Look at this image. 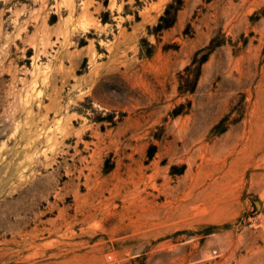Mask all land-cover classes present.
<instances>
[{
  "label": "rangeland",
  "instance_id": "rangeland-1",
  "mask_svg": "<svg viewBox=\"0 0 264 264\" xmlns=\"http://www.w3.org/2000/svg\"><path fill=\"white\" fill-rule=\"evenodd\" d=\"M0 264H264V0H0Z\"/></svg>",
  "mask_w": 264,
  "mask_h": 264
}]
</instances>
